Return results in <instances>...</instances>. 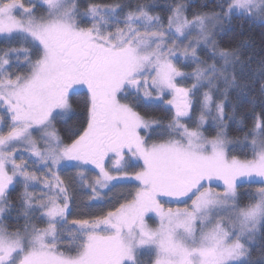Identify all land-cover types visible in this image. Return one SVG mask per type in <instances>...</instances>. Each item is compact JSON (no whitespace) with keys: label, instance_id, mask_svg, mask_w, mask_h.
I'll return each instance as SVG.
<instances>
[{"label":"snow or ice","instance_id":"1","mask_svg":"<svg viewBox=\"0 0 264 264\" xmlns=\"http://www.w3.org/2000/svg\"><path fill=\"white\" fill-rule=\"evenodd\" d=\"M191 9L0 0V264H264V0Z\"/></svg>","mask_w":264,"mask_h":264},{"label":"trees","instance_id":"2","mask_svg":"<svg viewBox=\"0 0 264 264\" xmlns=\"http://www.w3.org/2000/svg\"><path fill=\"white\" fill-rule=\"evenodd\" d=\"M134 2V0H133ZM165 0H157L161 6H163ZM190 4L192 5V11H198L201 9V6L207 4L209 7H213L217 0H189ZM242 25V27H241ZM232 28L236 32L243 31L245 35V40L249 41L251 44L250 51L256 53L257 56L261 53L262 48H264V27H261L260 22L256 21L255 23L252 22H244V21H234L232 24ZM259 108H257V112ZM242 112L245 116L251 115L250 107L245 104ZM163 118V113H156ZM238 125H230V131L232 136H240L241 133L237 132L235 128ZM15 195V194H14Z\"/></svg>","mask_w":264,"mask_h":264},{"label":"rangeland","instance_id":"3","mask_svg":"<svg viewBox=\"0 0 264 264\" xmlns=\"http://www.w3.org/2000/svg\"><path fill=\"white\" fill-rule=\"evenodd\" d=\"M150 223H151V221H150Z\"/></svg>","mask_w":264,"mask_h":264}]
</instances>
